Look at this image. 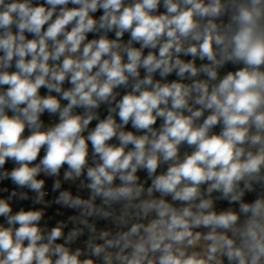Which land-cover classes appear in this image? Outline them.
Masks as SVG:
<instances>
[{"label":"clouds","instance_id":"clouds-1","mask_svg":"<svg viewBox=\"0 0 264 264\" xmlns=\"http://www.w3.org/2000/svg\"><path fill=\"white\" fill-rule=\"evenodd\" d=\"M0 264H264V0H0Z\"/></svg>","mask_w":264,"mask_h":264},{"label":"trees","instance_id":"trees-1","mask_svg":"<svg viewBox=\"0 0 264 264\" xmlns=\"http://www.w3.org/2000/svg\"><path fill=\"white\" fill-rule=\"evenodd\" d=\"M47 188L51 190V181H48Z\"/></svg>","mask_w":264,"mask_h":264},{"label":"built area","instance_id":"built-area-1","mask_svg":"<svg viewBox=\"0 0 264 264\" xmlns=\"http://www.w3.org/2000/svg\"><path fill=\"white\" fill-rule=\"evenodd\" d=\"M49 192L51 191L49 188H48Z\"/></svg>","mask_w":264,"mask_h":264}]
</instances>
